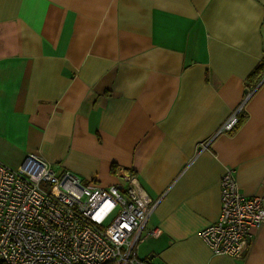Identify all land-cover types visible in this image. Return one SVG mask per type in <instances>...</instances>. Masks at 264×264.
Instances as JSON below:
<instances>
[{
    "label": "crops",
    "instance_id": "obj_1",
    "mask_svg": "<svg viewBox=\"0 0 264 264\" xmlns=\"http://www.w3.org/2000/svg\"><path fill=\"white\" fill-rule=\"evenodd\" d=\"M261 61L264 0H0V161L35 151L102 185L133 172L158 198L137 246L151 264H264V224L241 258L197 235L226 167L264 198Z\"/></svg>",
    "mask_w": 264,
    "mask_h": 264
},
{
    "label": "built area",
    "instance_id": "obj_2",
    "mask_svg": "<svg viewBox=\"0 0 264 264\" xmlns=\"http://www.w3.org/2000/svg\"><path fill=\"white\" fill-rule=\"evenodd\" d=\"M253 91H244L210 138L234 129ZM116 174L109 185L83 182L67 169L57 172L35 151L17 168L0 161V264H151L137 256V246L155 232L145 225L158 198L130 170ZM219 185L218 217L197 235L213 253L241 258L264 224V198L241 192L231 167Z\"/></svg>",
    "mask_w": 264,
    "mask_h": 264
},
{
    "label": "trees",
    "instance_id": "obj_3",
    "mask_svg": "<svg viewBox=\"0 0 264 264\" xmlns=\"http://www.w3.org/2000/svg\"><path fill=\"white\" fill-rule=\"evenodd\" d=\"M264 75V61L259 62L251 71V73L248 76V80L250 83L254 84L257 80H259V78ZM241 121L240 117H239V121L237 123V125L239 124V122Z\"/></svg>",
    "mask_w": 264,
    "mask_h": 264
}]
</instances>
